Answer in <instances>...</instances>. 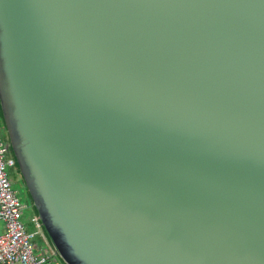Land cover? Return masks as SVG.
Here are the masks:
<instances>
[{"label": "water", "instance_id": "obj_1", "mask_svg": "<svg viewBox=\"0 0 264 264\" xmlns=\"http://www.w3.org/2000/svg\"><path fill=\"white\" fill-rule=\"evenodd\" d=\"M0 104L67 264H264V0H0Z\"/></svg>", "mask_w": 264, "mask_h": 264}, {"label": "built area", "instance_id": "obj_2", "mask_svg": "<svg viewBox=\"0 0 264 264\" xmlns=\"http://www.w3.org/2000/svg\"><path fill=\"white\" fill-rule=\"evenodd\" d=\"M13 166L14 159L3 144L0 132V264H46L48 256L35 255L31 242L35 234L27 233L22 222V204L9 178V169ZM31 221L38 228L35 233H41L38 219L33 216Z\"/></svg>", "mask_w": 264, "mask_h": 264}, {"label": "rangeland", "instance_id": "obj_3", "mask_svg": "<svg viewBox=\"0 0 264 264\" xmlns=\"http://www.w3.org/2000/svg\"><path fill=\"white\" fill-rule=\"evenodd\" d=\"M2 112L3 111L1 108V104H0V132L2 135L3 144L10 146V136L8 133V126H7L6 121H5V116H4V114H2ZM13 172H15V174H13ZM9 178L12 181L11 182L12 188L16 192V195L22 204V211H23L22 222L26 223V225H27V223H28V225L31 224V226H33V227H31V229H33L35 232H37L38 228L31 221L32 217L35 215V210L31 204V199H30L29 193L27 191V188L25 187V184L22 180L21 171H20L18 164H17V168L9 169ZM27 230L29 231V229H27ZM1 232H2V224L0 223V234H1ZM27 233H30V232H27ZM35 236H37V235H35ZM37 238L38 237H36V238L34 237V239H33V237H32L31 242H33V243L40 242L37 240Z\"/></svg>", "mask_w": 264, "mask_h": 264}, {"label": "crops", "instance_id": "obj_4", "mask_svg": "<svg viewBox=\"0 0 264 264\" xmlns=\"http://www.w3.org/2000/svg\"><path fill=\"white\" fill-rule=\"evenodd\" d=\"M23 217V215H22ZM31 222V221H30ZM25 226V229L27 232L34 233L35 231L31 229V224L26 225V223H23ZM29 229V231L27 230ZM34 231V232H33ZM34 237H38L37 240L40 242L33 243L34 245V251L35 255L37 257H42V256H48V260L46 264H67L65 260L58 254V252L54 249V247L51 244V241L47 238L44 237V233L41 231V233H34ZM33 237V239H34Z\"/></svg>", "mask_w": 264, "mask_h": 264}, {"label": "flooded vegetation", "instance_id": "obj_5", "mask_svg": "<svg viewBox=\"0 0 264 264\" xmlns=\"http://www.w3.org/2000/svg\"><path fill=\"white\" fill-rule=\"evenodd\" d=\"M13 168H17V164H16V161L15 160H14V166H13ZM13 174H15V172H13Z\"/></svg>", "mask_w": 264, "mask_h": 264}]
</instances>
